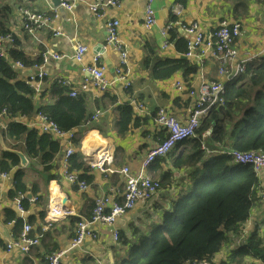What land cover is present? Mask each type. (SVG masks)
I'll list each match as a JSON object with an SVG mask.
<instances>
[{
	"label": "crops",
	"instance_id": "1",
	"mask_svg": "<svg viewBox=\"0 0 264 264\" xmlns=\"http://www.w3.org/2000/svg\"><path fill=\"white\" fill-rule=\"evenodd\" d=\"M145 5V0H124L120 7L110 8L104 17L97 18L83 4L77 5L74 11L69 12L62 8L53 10L52 0H34L31 3L24 0H0V8L7 7L9 10L8 28L18 42L16 49L19 52L31 62L41 61L45 52L64 56L60 60L50 59L44 64L43 71L46 76L43 81H31V86L36 90L33 101L37 107L55 101L57 96L53 94V90L60 89L56 84L59 79L73 82V87H78V83L89 78L83 68L92 64L94 55L100 51L102 45H105L108 36L106 25L110 20L120 21V40L128 52V66L132 70L134 79L133 87L128 90L123 89L122 85L116 82V69L120 66V56L117 50L107 49L103 52L102 63L107 70V79L113 84L105 92L92 90L79 93L87 95L86 108L91 117L97 111L101 112L98 120L89 126L87 122L85 126L71 130L76 133L75 139L55 137L60 142L61 151L49 172L44 171L39 158H29L22 150H18L25 154L28 165L23 167L20 162L19 166L9 172V177L0 175V238L4 243L10 241L22 231L24 223H29L33 226L31 235L39 236L40 244L29 254L17 251L9 253L1 247L0 264L44 262L47 255L62 249L68 252L63 257L62 264H111L112 260L116 264L118 258L127 255L128 246L121 244V240L120 244H116L112 227L101 224H96L94 227L96 237L87 238L78 247L70 249L76 222L92 215L98 198L111 193L114 197L120 194L123 191L124 179L120 173L105 174L94 169L86 177V179L92 177L88 181L90 188L87 191H80L67 178L69 160L67 161L65 153L70 144L74 147V154L82 153L86 158L87 154H93L97 145L106 142L114 151L115 169L128 166L133 174H140L147 153L164 139V132L154 125L156 111L164 107L174 113L181 123H186L190 111L200 97L199 90L202 83L224 81L227 85L235 78L232 73L227 78L221 77L220 65L216 60L198 63L197 60L187 59L197 67V72L188 80L184 78L182 72H178L169 80L156 82L151 80L150 71L145 67L148 57L146 45L153 47L161 59L185 58V53L181 51V48L184 50V45L182 44L178 49L176 47L179 40H187L180 26L174 25L170 31L168 30L167 36L163 35L172 19L171 11L174 7H180L182 13L179 17H173L172 22L180 21L185 24L198 22L200 29L207 35L212 34L221 21L229 24L238 23L241 26V35L235 41V48L239 59L247 61V64L264 59V0H155L156 24L149 30L144 27ZM22 7L45 13L50 19L47 27L41 29L34 38L23 30L19 13ZM172 31H177L174 37ZM57 32L59 35H56ZM79 43L88 47L83 64L75 58L76 45ZM165 43H168L166 48ZM38 66L21 68L14 63L16 80L25 82L31 80L39 74ZM179 82H188V90H177L176 85ZM238 84L240 83L237 82ZM192 90H196L193 95L190 94ZM106 94L109 97L104 98ZM111 97H115V103L111 101ZM127 103L133 108L134 121L128 133L123 134L118 132L117 122L120 115L117 107ZM12 123H20L30 129H40L37 116L0 117L2 149H13L5 144L2 135V132L8 131ZM92 135L100 140L93 141L94 143L87 146L86 140ZM79 136H81V145L76 146L75 140ZM9 142L20 145V141L14 139ZM183 144L189 145L190 142L179 144L167 157L157 159L148 168L146 174L159 180L162 189L151 200L139 203L134 210L118 220L117 228L120 236L124 234L131 239L135 231L150 235L154 228L163 226L165 215L173 211V205L180 197L192 194L193 181L202 177L203 167L201 165L197 168L175 167L174 162L184 154ZM89 148L93 151L91 149L89 151ZM218 154L220 153L217 151L207 152V159ZM18 170L25 173L24 179L27 184L25 194L17 195L23 198L24 213L18 209L16 198L10 196L15 188L14 178ZM74 173L80 179L84 174L83 171ZM257 175L258 197L264 192V171ZM34 196H38L37 203L31 201ZM50 197L61 202L63 210L71 211L73 216L57 222H49L47 213ZM257 227H260L263 236L264 200L252 208L249 219L241 227L239 239L226 244L210 263L226 262L240 247L243 238L248 239ZM249 262L264 264L255 258H250Z\"/></svg>",
	"mask_w": 264,
	"mask_h": 264
},
{
	"label": "trees",
	"instance_id": "2",
	"mask_svg": "<svg viewBox=\"0 0 264 264\" xmlns=\"http://www.w3.org/2000/svg\"><path fill=\"white\" fill-rule=\"evenodd\" d=\"M8 14L7 7L0 8V37L10 33ZM171 18L168 26L174 23L173 16ZM172 32L174 37L177 31ZM176 47L185 53L186 41L179 40ZM14 48L6 52V58H0V113L6 109L12 117L43 114L64 131L85 126L91 117L86 108V94L70 97L68 90L59 86L60 89L53 90L57 96L54 102L40 107L35 105L33 96L36 90L28 81L16 80L13 64L20 62L25 67H33L40 65L42 59L31 62L16 49V40ZM146 51L145 67L150 71L152 81L169 80L178 72H182L188 80L197 72L196 65L184 57L178 60L161 59L149 45H146ZM237 82L240 84L237 85ZM106 97L109 96L106 94ZM110 99L116 102L115 97ZM225 101L224 106L210 110L197 130V138L187 140L189 145L183 144L184 154L174 162L177 168L203 167L202 177L193 181L192 194L180 197L174 203L173 211L165 215L163 226L154 228L150 235L135 231L133 238L129 239L122 234L119 242L121 240V244L128 246V252L118 258L116 264L210 262L226 244L239 239L242 225L249 219L252 208L264 200V192L257 197L259 178L253 166L235 164L229 151L264 154V59L248 64L245 74L227 83ZM117 108L120 115L118 132L127 134L134 121L133 108L129 103ZM208 131H211L210 135L203 138ZM2 135L8 146L22 150L29 158H39L45 172L52 169L61 151L58 140L20 123H12ZM12 139L20 141V145L10 143ZM80 139L81 136L75 140L76 146L81 145ZM1 148L0 143V171L8 173L19 166L20 160ZM216 151L220 154L207 159V152ZM69 165L71 172L84 171L87 175L82 153L72 155ZM24 178L23 171L15 173V188L10 193L12 198L27 191ZM243 240L222 264H254L249 262L250 258L264 263V235H261L260 227Z\"/></svg>",
	"mask_w": 264,
	"mask_h": 264
},
{
	"label": "built area",
	"instance_id": "3",
	"mask_svg": "<svg viewBox=\"0 0 264 264\" xmlns=\"http://www.w3.org/2000/svg\"><path fill=\"white\" fill-rule=\"evenodd\" d=\"M31 3L33 0H24ZM124 0H61L60 8L69 12L75 10L77 5L83 4L88 7L90 12L97 18L104 17L106 11L110 8L120 7ZM155 0H145V14L144 27L149 30L156 24V13L154 8ZM56 10V8H52ZM23 30L31 37H36V34L43 28L47 27L49 17L45 13H40L28 7H23L19 11ZM181 8L174 7L171 11L173 17L181 16ZM180 26L183 34L187 40V50L185 58L190 61H198L204 63L209 60H216L219 65V75L227 78L232 73L235 78L246 73L247 61L240 60L238 52L235 48V41L241 35V26L238 23L229 24L226 21H221L219 27L214 30L212 34H205L198 22L185 24L182 22L171 23L163 32V35L168 34L170 27ZM120 21L110 20L107 22V41L105 45L101 46L93 59L92 64L83 68L89 75V78L81 81L78 87H73V82L67 80H58L61 86L69 89L68 95L76 97L81 92H90L96 90L98 92H105L113 82L107 79V70L102 63L103 52L107 49L113 48L118 51L120 56V66L116 69V82L120 83L123 89L128 90L133 87L134 79L132 77V70L128 66V52L124 48L120 40L119 34ZM56 35H59L57 32ZM15 39L13 34L9 33L0 37V58H4L6 52L13 49ZM168 43L164 44L166 48ZM88 47L85 44L79 43L76 45L75 58L83 64L87 54ZM64 56L56 53L45 52L43 54V63H47L50 59L60 60ZM44 64L39 66V74L31 78L32 82L42 81L46 74L43 71ZM19 67H23L21 63H17ZM177 90H188V82H179L176 85ZM196 90L190 91L193 95ZM200 97L195 102L193 109L190 111V116L186 123H181L178 117L170 112L168 109L162 107L156 111L154 116V125L164 132L163 141L157 146L153 147L146 155L142 162V171L140 174H133L128 166L122 168L119 172L124 178V190L122 193L123 201L119 202L113 195H107L96 200L95 209L91 218L80 219L74 229V238L72 240L70 249L76 248L83 243V241L90 237H96L94 227L96 224L113 227V239L117 243L119 241L120 231L116 227L119 218L126 215L128 212L135 209V207L143 200L151 199L162 188L159 180H156L146 174L148 168L158 158L166 157L177 145L181 142L193 138L197 134V130L201 126L202 119L205 118L211 109L218 108L225 105L226 83L224 81H214L202 83L199 90ZM6 114V111L3 112ZM101 116V112L97 111L88 121V125L97 121ZM40 129L43 133L50 134L60 139H75V131L66 132L60 129L48 116L39 114ZM208 136V132L203 134V138ZM100 145L101 147L96 151L98 154L97 161H93L91 166L105 170L107 165L113 163V149L106 143ZM69 144V143H68ZM234 161L238 164L247 163L252 165L255 172L258 174L264 171V154L255 151L249 152H233L229 151ZM73 154V146L69 144L67 156ZM110 171H113L110 169ZM8 176L7 173H2V177ZM73 181V177H70ZM37 198L33 199V202ZM20 198L15 201L21 213H24V208L21 205ZM52 213V215H51ZM53 213L55 215H53ZM73 215L71 211H63L58 204H50V211L48 214L49 222H54L60 218H67ZM33 227L30 224L24 223L20 234L4 243L0 238V248L3 247L7 252L17 251L22 254H29L31 250L40 244L39 236H32ZM68 254L67 250H58L45 257L44 262H37L36 264H62V259ZM200 264H210L208 262Z\"/></svg>",
	"mask_w": 264,
	"mask_h": 264
},
{
	"label": "clouds",
	"instance_id": "4",
	"mask_svg": "<svg viewBox=\"0 0 264 264\" xmlns=\"http://www.w3.org/2000/svg\"><path fill=\"white\" fill-rule=\"evenodd\" d=\"M34 1V0H33ZM32 2V1H31ZM60 2H61V0H60ZM60 6V5H59ZM23 8V7H22ZM58 8H60V7H58ZM58 8H56V9H58ZM21 9V8H20ZM54 9H55V7H54ZM20 11V10H19ZM172 16V15H171ZM175 23V22H174ZM168 28V27H167ZM10 33H11V31H10ZM27 33V32H26ZM12 34V33H11ZM13 38L15 39V36L13 35ZM16 40V39H15ZM14 47H15V44H14ZM13 47V48H14ZM15 49V48H14ZM12 50V49H11ZM187 50V49H186ZM7 56H5L4 58H6ZM17 63H20V62H17ZM22 64V63H21ZM42 64H44L43 63V56H42V63L39 65V66H41ZM23 65V64H22ZM248 65V64H247ZM18 66V65H17ZM38 66V67H39ZM19 67V66H18ZM23 67H25L24 65H23ZM23 67H21V68H23ZM237 78V77H236ZM44 80V79H43ZM42 80V81H43ZM30 84H31V80H29L28 81ZM35 82H37V81H35ZM55 83H56V81H55ZM57 85H59L60 87H63V86H61L60 85V83L58 82V83H56ZM63 88H65V89H67L66 87H63ZM68 90V89H67ZM68 93H69V90H68ZM4 111H6V114H3V112ZM5 115H7V116H9V117H12L11 115H10V113L6 110V109H3L2 111H1V113H0V117H2V116H5ZM39 115V114H38ZM38 115H36L37 116V118H38ZM43 115V114H42ZM46 116V115H45ZM18 117V116H17ZM27 117V116H26ZM33 117H35V116H33ZM50 119V118H49ZM204 119V118H203ZM202 119V120H203ZM51 120V119H50ZM52 121V120H51ZM57 125V124H56ZM27 127V126H26ZM156 127V126H155ZM37 131H39L41 134H43V132L41 131V129H39V130H37ZM66 132H69V131H66ZM207 133V132H206ZM210 133H211V131H208V135H210ZM44 134H47V133H44ZM47 135H49V136H51L53 139H55V140H58V139H60V138H58V139H56L55 138V136H52V135H50V134H47ZM193 138H197V134H196V136L195 137H193ZM193 138H190V139H193ZM207 138V137H206ZM205 138V139H206ZM189 140V139H188ZM59 141V140H58ZM163 141V140H162ZM161 141V142H162ZM187 141V140H186ZM160 142V143H161ZM183 142H185V141H183ZM183 142H181V143H183ZM1 143V142H0ZM160 143H158V144H160ZM180 143V144H181ZM102 144H104V143H102ZM101 144V145H102ZM157 144V145H158ZM157 145H155V146H157ZM2 146V145H1ZM154 146V147H155ZM178 146V145H177ZM101 146H99L98 148H96L94 151H93V154H91V153H89V154H87L86 155V158H84V161H85V163H86V166H87V174L89 173V172H91L92 170H94V169H98V170H100L102 173H105V174H115V173H120L119 171L122 169H115V167H114V151H113V163H112V165H107L106 167H105V170H101V169H99V168H93L92 166H91V163L93 162V161H97V158H98V154L96 153V151L100 148ZM176 148V147H175ZM174 148V149H175ZM202 148L203 149H205V146L202 144ZM2 149V148H1ZM11 149V148H10ZM173 149V150H174ZM13 150H16V149H13ZM67 150H68V148H67ZM67 150H66V153H65V157H66V159H67V161L69 160V158L74 154V147H73V154L71 155H69V156H67ZM172 150V151H173ZM2 151L3 152H5V150L4 149H2ZM18 151V150H17ZM9 153V152H8ZM171 153V152H170ZM169 153V154H170ZM12 154V153H11ZM24 154V153H23ZM168 154V155H169ZM25 155V154H24ZM167 155V156H168ZM166 156V157H167ZM27 158V157H26ZM165 158V157H164ZM158 159H161V158H158ZM20 160V159H19ZM157 160V159H156ZM233 161H234V159H233ZM235 162V161H234ZM236 163V162H235ZM236 164H238V163H236ZM238 165H240V164H238ZM252 166V165H251ZM124 168V167H123ZM254 168V167H253ZM69 169H70V165H69ZM110 169H112V170H114V172L113 171H110ZM74 172H79V171H74ZM74 172H71L70 170H68L67 172H66V175H67V178H68V180L70 181V183L73 185V186H76L80 191H87L89 188H90V184L88 183V181H86V180H84V179H80L79 177H78V175L76 174V173H74ZM84 172V171H83ZM2 173H7V172H1L0 171V175L2 176ZM8 174V176H6V177H9V172L7 173ZM121 174V173H120ZM122 175V174H121ZM123 176V175H122ZM70 177H73V181L72 180H70ZM85 178L86 179V177H87V175H82L81 176V178ZM89 178H92V177H89ZM124 179V178H123ZM161 183V182H160ZM125 185V184H124ZM161 186H162V183H161ZM162 189V188H161ZM123 190H124V186H123ZM122 193H123V191L120 193V194H116V197H115V199H117L119 202H122L123 201V197H122ZM107 195H113L112 193L111 194H107ZM107 195H105V196H107ZM104 196V197H105ZM16 198H20L21 200H20V202H21V205L23 206V204H22V200H23V198L22 197H16ZM34 198H37L36 199V201L35 202H33V199ZM50 200H49V208H48V213H47V219H48V214H49V211H50V204H58V205H60L61 206V202H59L58 200H56V199H52L51 197L49 198ZM149 200H151V199H148V200H143V201H149ZM31 201H32V203H37L38 202V196H34V197H32V199H31ZM143 201H141V202H143ZM16 202V201H15ZM140 202V203H141ZM18 206V205H17ZM137 207V206H136ZM135 207V208H136ZM23 208H24V206H23ZM62 208V207H61ZM94 209H95V207H94ZM94 209H93V212H94ZM62 210H63V208H62ZM134 210V209H133ZM24 211H25V209H24ZM64 211V210H63ZM21 212V211H20ZM129 213V212H128ZM127 213V214H128ZM92 215H93V213H92ZM92 215L89 217V218H91L92 217ZM71 216H73V215H71ZM71 216H69V217H71ZM125 216V215H124ZM123 217V216H122ZM68 218V217H67ZM88 218V219H89ZM60 219H66V218H60ZM60 219H57L56 221H54V222H57V221H59ZM120 219V218H119ZM48 221H49V219H48ZM79 221V220H78ZM77 221V222H78ZM76 222V223H77ZM118 223V222H117ZM27 224H29V223H27ZM31 225V224H30ZM32 226V225H31ZM106 226V225H105ZM33 227V226H32ZM109 227H111V226H109ZM116 227H117V225H116ZM113 228V227H112ZM20 234V233H19ZM18 234V235H19ZM119 238H120V235H119ZM116 244H120V242L118 241ZM208 263H210V262H208ZM211 264V263H210Z\"/></svg>",
	"mask_w": 264,
	"mask_h": 264
},
{
	"label": "water",
	"instance_id": "5",
	"mask_svg": "<svg viewBox=\"0 0 264 264\" xmlns=\"http://www.w3.org/2000/svg\"><path fill=\"white\" fill-rule=\"evenodd\" d=\"M52 2H53V5L55 8L59 7L60 0H52ZM4 150H5V152H9V153L16 155L20 159L21 165L23 167H27L28 159L26 158V156L22 152L17 151V150H13V149H9V148H5ZM111 264H115V262L112 260Z\"/></svg>",
	"mask_w": 264,
	"mask_h": 264
},
{
	"label": "bare ground",
	"instance_id": "6",
	"mask_svg": "<svg viewBox=\"0 0 264 264\" xmlns=\"http://www.w3.org/2000/svg\"><path fill=\"white\" fill-rule=\"evenodd\" d=\"M222 106H224V105H222ZM94 139V140H93ZM97 140H100L97 136H95V135H92L91 136V138H88L87 140H86V145L88 146V145H90V143H92L93 141H97ZM102 142V141H101ZM94 143V142H93ZM97 143V142H96ZM84 145V144H83ZM93 145V144H92ZM92 147V146H91ZM97 148L99 147V145H97L96 146ZM95 147V148H96ZM90 149L91 148H89V151H90ZM92 149H93V147H92ZM91 149V150H92ZM93 151V150H92ZM231 151H233V152H238V151H234V150H231ZM153 162H155V160L153 161ZM241 165H247V163H243V164H241ZM59 195H61L60 193H59ZM58 198V197H57ZM60 198V197H59ZM51 215H52V213H51ZM53 215H55L54 213H53Z\"/></svg>",
	"mask_w": 264,
	"mask_h": 264
},
{
	"label": "rangeland",
	"instance_id": "7",
	"mask_svg": "<svg viewBox=\"0 0 264 264\" xmlns=\"http://www.w3.org/2000/svg\"><path fill=\"white\" fill-rule=\"evenodd\" d=\"M101 144V143H100ZM100 144H99V146H100ZM37 262H40V261H37ZM37 262H35L34 264H36Z\"/></svg>",
	"mask_w": 264,
	"mask_h": 264
}]
</instances>
